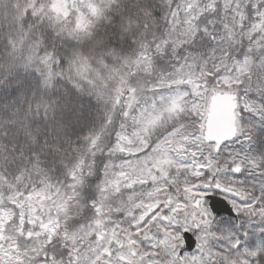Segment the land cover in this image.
Returning a JSON list of instances; mask_svg holds the SVG:
<instances>
[{
  "label": "snow or ice",
  "instance_id": "6c2138e0",
  "mask_svg": "<svg viewBox=\"0 0 264 264\" xmlns=\"http://www.w3.org/2000/svg\"><path fill=\"white\" fill-rule=\"evenodd\" d=\"M0 264H264V0H0Z\"/></svg>",
  "mask_w": 264,
  "mask_h": 264
}]
</instances>
